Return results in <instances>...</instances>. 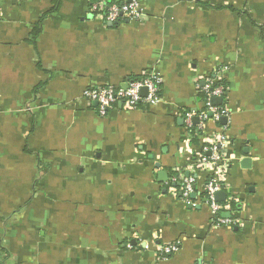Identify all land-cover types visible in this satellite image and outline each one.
<instances>
[{
    "label": "crops",
    "instance_id": "1",
    "mask_svg": "<svg viewBox=\"0 0 264 264\" xmlns=\"http://www.w3.org/2000/svg\"><path fill=\"white\" fill-rule=\"evenodd\" d=\"M122 1L0 0V264H264V0H138L141 19L114 24L92 11ZM147 71L164 79L154 106L100 116L84 98ZM208 102L226 115L188 126ZM220 133L228 226L196 164Z\"/></svg>",
    "mask_w": 264,
    "mask_h": 264
},
{
    "label": "built area",
    "instance_id": "2",
    "mask_svg": "<svg viewBox=\"0 0 264 264\" xmlns=\"http://www.w3.org/2000/svg\"><path fill=\"white\" fill-rule=\"evenodd\" d=\"M92 11L96 16L102 18L106 23H118L124 19L138 22L141 19L143 8L138 0H124L122 2H98L92 5ZM211 81V80H210ZM164 83L163 77L155 72L147 71L144 76L137 80H129L126 85L94 86L85 91L84 98L89 103H96L99 107V115L106 116L110 109L122 105L125 109L133 111L141 105L154 106L160 101L161 88ZM147 90V95L142 96V90ZM204 92L209 98L225 97L226 88L222 85L214 87V82L204 87ZM208 110L197 115L194 112L187 113V124L192 126L193 119L200 122V129H203L204 122L208 120V115L212 114L215 121H220L226 115V110L220 107H213L208 102ZM229 140L225 133L218 134L205 148L204 153L198 157L196 164L200 170H207L209 180L205 186V197L210 205L212 214L217 226H228L231 220H225L220 215L224 210L222 204L216 200L217 193L224 190V178L227 170V163L224 151ZM176 182L175 179H173ZM182 194L188 199L195 191L196 179L189 176L180 180ZM195 206V205H193ZM177 251L176 245H167L161 249L163 256H168Z\"/></svg>",
    "mask_w": 264,
    "mask_h": 264
},
{
    "label": "water",
    "instance_id": "3",
    "mask_svg": "<svg viewBox=\"0 0 264 264\" xmlns=\"http://www.w3.org/2000/svg\"><path fill=\"white\" fill-rule=\"evenodd\" d=\"M147 95V90L146 89H143L142 90V96H146ZM211 103L213 106H220L222 104V98L221 97H215L211 100ZM227 121V119H223L222 120V123H225ZM161 175H165V173H161ZM187 176L189 177V175L187 174ZM227 198V193L225 191H221L219 193H217L216 195V200L218 202H224Z\"/></svg>",
    "mask_w": 264,
    "mask_h": 264
},
{
    "label": "trees",
    "instance_id": "4",
    "mask_svg": "<svg viewBox=\"0 0 264 264\" xmlns=\"http://www.w3.org/2000/svg\"><path fill=\"white\" fill-rule=\"evenodd\" d=\"M39 30H40V29H39L38 27L35 29V32H34L35 37L38 35ZM219 85H220V84H219ZM215 86H217V85H215ZM215 86H214V87H215Z\"/></svg>",
    "mask_w": 264,
    "mask_h": 264
}]
</instances>
